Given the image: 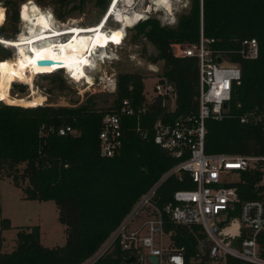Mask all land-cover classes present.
I'll return each mask as SVG.
<instances>
[{
	"label": "trees",
	"instance_id": "obj_1",
	"mask_svg": "<svg viewBox=\"0 0 264 264\" xmlns=\"http://www.w3.org/2000/svg\"><path fill=\"white\" fill-rule=\"evenodd\" d=\"M86 1L79 0L80 6ZM94 1L103 13L111 5L110 0ZM10 2L6 0V6ZM133 28L132 43L144 39L157 51L149 58L151 63L162 62L156 76L175 89L173 110L160 99H148L145 77L136 72L116 74L114 98L108 107H97L92 101L79 107H22L0 100V178H10L24 199L53 201L65 231L64 244L49 247L40 242L39 226H20L10 252L1 250L0 238V264H84L128 216L141 195L180 161L153 141V124L159 118L170 122L180 114H195L198 108V61L174 56V43H196L202 33L211 40L209 47L216 61L241 69L240 80L232 83L226 113L220 119L205 120L204 152L264 155L262 125L239 121L248 110L264 105V0H190L174 25H162L149 17ZM252 37L258 41L259 55L244 59L239 54L241 41ZM11 56L10 50L0 45V61ZM124 99L135 111L132 115L120 113ZM143 107L145 112L139 114L138 108ZM106 113H117L122 125V146L112 157L99 153L98 134ZM65 126L72 131L59 135V128ZM263 174L259 169L240 172L244 181L231 184L238 187L240 200L261 199L264 203ZM193 188L195 183L188 172L171 174L159 184L152 201L162 207L172 201L175 190ZM238 208L237 204L229 217L237 216ZM9 227V220L2 218L1 229ZM164 233L169 246L181 250L185 264H252L231 255L224 262L210 258L208 244L200 247L207 239L201 225L178 224L165 216ZM258 241L264 258V231ZM130 257V251L114 241L90 264H133L127 262Z\"/></svg>",
	"mask_w": 264,
	"mask_h": 264
},
{
	"label": "built area",
	"instance_id": "obj_2",
	"mask_svg": "<svg viewBox=\"0 0 264 264\" xmlns=\"http://www.w3.org/2000/svg\"><path fill=\"white\" fill-rule=\"evenodd\" d=\"M210 39L200 33L196 43H174V56L195 57L198 61V108L195 114L178 115L173 121L158 119L153 124V141L161 149L180 161L165 172L131 209L128 216L110 235L109 242L90 264L106 252L114 241L134 257L133 264H151L148 255L158 257V264H185L181 250L172 249L164 238V217L178 224L201 225L207 235L208 255L224 262L227 255L244 262L264 264L260 255L259 235L264 231V203L261 199L240 200L238 187L243 182L240 172L253 169L264 171V155H240L204 152L205 120L220 119L226 113L223 103L230 99L232 83L238 82L241 69L238 65L216 61L209 47ZM239 54L244 59H256L259 44L256 38L241 41ZM155 94L149 100L160 99L173 110L176 92L172 84L157 81ZM145 107L138 108L144 113ZM120 113H135L129 101L121 103ZM240 123H260L264 130V105L248 110L239 118ZM70 126L60 127L59 135L71 132ZM146 136V133H144ZM99 153L112 157L122 146V125L117 113H106L98 134ZM188 172L193 189H179L172 201L158 207L152 201L159 184L169 175ZM235 175L233 177L232 175ZM264 181V174L261 178ZM238 215L229 217L236 206ZM228 228L237 232L227 233ZM99 250V249H98Z\"/></svg>",
	"mask_w": 264,
	"mask_h": 264
},
{
	"label": "rangeland",
	"instance_id": "obj_3",
	"mask_svg": "<svg viewBox=\"0 0 264 264\" xmlns=\"http://www.w3.org/2000/svg\"><path fill=\"white\" fill-rule=\"evenodd\" d=\"M5 1L0 0V14L3 13L2 24L0 18V34L8 39H17L26 31L24 26L29 23V20L25 18L27 17L24 15L25 11L27 15L41 11L52 27L64 30L72 26L84 28L95 26L109 12L107 6V11L103 13L94 0H88L82 6L79 0H43V3H39V0H11L10 5L7 6ZM112 1L110 0L111 3ZM189 5L190 0H166V2L164 0H119L115 13L108 17L105 29L108 32L111 28L120 27L123 30V40L119 44L109 45L107 49L97 47L96 53L101 61L98 58H92L94 62L90 70H87V74L93 79V85L85 84L84 79L78 80L70 75V71L74 68L72 64L59 66V69L44 67V71L40 70L42 72L39 73L34 71L35 66H31L32 75H29L30 72L25 67H21L15 47L0 44L12 54L11 57L0 61V64L5 65L0 70V95L4 97L2 101L19 103L15 105L23 104L20 105L22 107H79L86 101H92L97 107H108L113 102L115 77L118 72H136L144 75L145 94L147 97L153 96L154 84L158 81L156 73L160 72L162 62L151 63L149 55H155L157 51L149 42L144 39L138 44L131 42V36L135 32L133 25L149 17L158 19L162 25H174L177 16L186 11ZM14 12L17 13L16 19L13 18ZM57 14L62 15L63 18H58ZM125 21L131 24H126ZM31 36L33 35L26 33V37ZM67 38L68 36L62 35L58 40L64 41ZM89 39L86 35L80 37L84 49L81 53L87 48ZM105 53L108 58L105 57ZM69 55L66 62L71 61L75 53L71 52ZM20 85H24V88H20ZM232 176L235 177L234 174ZM0 207V238L3 252H10L13 249L19 227L27 225L39 226L40 242L43 245L53 247L64 244V226L58 221V210L53 201L24 199L21 189L16 187L10 178L4 177L0 178ZM2 218L9 220V228L1 229ZM227 226V233L237 232ZM108 242L109 238L84 264L96 258ZM164 242L168 243L166 236ZM213 263L219 264L217 261Z\"/></svg>",
	"mask_w": 264,
	"mask_h": 264
},
{
	"label": "bare ground",
	"instance_id": "obj_4",
	"mask_svg": "<svg viewBox=\"0 0 264 264\" xmlns=\"http://www.w3.org/2000/svg\"><path fill=\"white\" fill-rule=\"evenodd\" d=\"M118 1L119 0L112 1L108 14L102 19L100 23L88 28L72 26L66 30L55 29L51 26V23L43 12L39 11L36 14L27 15L28 13L24 10V15L27 16L29 23L24 26L26 31L23 33V35L17 39H8L0 36V41H3V44L6 46L15 47L18 59L24 64L25 69L30 72L29 75H32L31 66H35L34 71L39 73L44 71V67L46 69H52L58 68L59 66L64 67V65L72 64L74 65V68L69 74L78 80L84 79L85 84L93 85V79L87 74V70H90L94 62H92V58H98L99 61H101L98 54L96 53L97 47L107 49L109 45L119 44L123 40V30L120 27L111 28L108 32L105 29L106 22H108V17L115 13ZM125 22L126 24H131L129 21ZM39 25H42L43 28L39 27ZM26 33L32 34L33 36L26 37ZM69 34L70 36L66 40H58V38H60L62 35ZM114 34H119V43H116L112 39ZM84 35L88 36L90 39L87 48L83 53H81V51L84 49L82 47L83 43L80 42V37ZM71 52H74L75 55L71 57V61H69V63L66 62V58L70 57L69 54ZM104 55L106 58H108L107 53ZM40 56L47 57V59H52L56 63L53 65H38L37 60ZM35 63L38 67L35 65ZM38 69L43 70L38 71ZM81 73H83V75H81ZM34 93L35 95L37 94L36 91H34Z\"/></svg>",
	"mask_w": 264,
	"mask_h": 264
},
{
	"label": "water",
	"instance_id": "obj_5",
	"mask_svg": "<svg viewBox=\"0 0 264 264\" xmlns=\"http://www.w3.org/2000/svg\"><path fill=\"white\" fill-rule=\"evenodd\" d=\"M55 63H56V62L53 61L52 59H43V60L38 59V60H37V64H38V65H53V64H55ZM226 106H227V102L225 101V102L223 103V107H226ZM207 242H208V240L206 239L205 241H203V242L201 243L200 247H201V248H204V247L207 245ZM147 258H148V260L151 262V264H158V257H157V256H154V255H148ZM133 260H134V257L131 256V257L127 260V262H128V263H131V262H133ZM163 264H167V263H163Z\"/></svg>",
	"mask_w": 264,
	"mask_h": 264
},
{
	"label": "snow or ice",
	"instance_id": "obj_6",
	"mask_svg": "<svg viewBox=\"0 0 264 264\" xmlns=\"http://www.w3.org/2000/svg\"><path fill=\"white\" fill-rule=\"evenodd\" d=\"M164 2H166V0H164ZM0 18H2V14H0ZM25 18H27V17H25ZM45 26H47V25H45ZM119 34H114L113 35V37H112V39L116 42V43H119L120 41H119ZM0 43H3V41H0ZM39 59H41V60H43V59H47V57H43V56H40V57H38ZM5 67V65L4 64H0V70H2L3 68ZM21 67L23 68L24 67V64L23 63H21ZM39 70H43V69H38V71ZM13 75H15V73H13ZM81 75H83V73H81ZM2 99H4V97H3V95H0V100H2Z\"/></svg>",
	"mask_w": 264,
	"mask_h": 264
}]
</instances>
